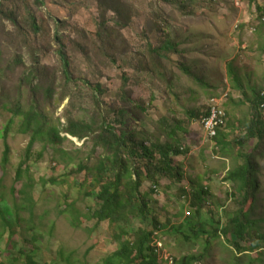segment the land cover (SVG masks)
I'll return each mask as SVG.
<instances>
[{
    "label": "rangeland",
    "instance_id": "1",
    "mask_svg": "<svg viewBox=\"0 0 264 264\" xmlns=\"http://www.w3.org/2000/svg\"><path fill=\"white\" fill-rule=\"evenodd\" d=\"M190 1L186 11L194 15L188 16L163 0H2L0 60L6 62L18 54L22 65L33 66L35 57L40 66L56 73L52 100L45 103L39 94L42 104L38 102L66 141L57 145V149L37 144L28 160L26 149L30 135L20 131L18 122L8 137L11 151L8 163L3 164L1 131L11 115L0 109V211L6 214V221L0 217V264H29L22 251L37 264H104L118 249L108 222L95 231L93 223L87 221L81 222V226L73 225L74 216L87 213L92 204L81 194L78 182L84 180L85 172L79 171V167L96 165L104 152L100 144L94 143L97 132L82 141L65 133L66 109L71 98L60 101L59 86L64 76L60 45L69 62L72 79L69 87L75 94V108L70 110V117L92 124L96 100L98 110L108 115L110 112L105 127L110 123L116 131L122 129L113 119L117 118L115 108L123 105L119 100L123 96L121 88L128 81L130 98L142 100L147 111L143 113L127 105V131L140 133L139 139L164 143L165 138L157 129L166 116L182 123L188 131L181 132V138L184 137L189 152L175 157L184 178L180 182L175 180L178 183L162 179L150 201L151 215L161 225L158 239L175 259L204 253V239L185 241V232L189 231L187 217L193 210L190 200L180 195L182 187L188 188L190 181L206 186L210 192L207 206L213 216L222 220L226 213L243 208L231 195L236 193L235 183L227 179L230 171L242 163L237 159V145L232 143L228 154L220 152L201 118L190 120L187 113L194 111L202 115L213 104L223 105L230 125L227 123L221 132L228 134L229 139L244 133L241 121L247 122L252 117L247 99L252 98L254 91L264 88V22L259 20L257 9V5L264 8V0L256 4L249 0ZM7 13L16 24L5 18ZM30 14L39 18L42 33L35 34L28 27ZM103 23L116 35L114 52L118 64L98 52L101 43H109L106 39L97 41V29ZM18 27L24 30V37L16 36ZM7 34L18 39L12 41ZM57 35L60 43L56 41ZM167 41L178 46L177 51L166 53L168 58L161 63L151 61L149 45L160 47ZM179 63L212 88L200 86V82L182 73ZM230 66L242 80L241 91L234 88L236 76L230 75ZM5 72L7 78L3 82L7 95L12 97L22 70L14 68ZM124 73L129 77L126 81ZM23 91L26 104L28 87H23ZM101 123L99 119L98 124ZM234 127L240 128V132H233ZM256 149L251 153L255 156L259 187L244 210L249 211L253 204L255 211L264 217V148L258 152ZM24 160L27 164L23 166L21 179L16 181ZM151 187V182L146 181L143 190L148 192ZM221 237L211 239L204 259L193 264H231L236 253H232L230 244ZM263 238L258 236L259 240ZM250 258L241 255L235 263L248 264L250 260L252 264H262Z\"/></svg>",
    "mask_w": 264,
    "mask_h": 264
},
{
    "label": "trees",
    "instance_id": "2",
    "mask_svg": "<svg viewBox=\"0 0 264 264\" xmlns=\"http://www.w3.org/2000/svg\"><path fill=\"white\" fill-rule=\"evenodd\" d=\"M39 1L36 0V2ZM163 1L176 6L185 15H194L193 12L186 11V8L191 5L190 0ZM249 1L251 4L256 2V0ZM1 8L2 0H0V10ZM257 9L259 20L264 22V8L257 5ZM5 18L16 24L15 19L9 13ZM27 21L32 32L35 34L43 32V27L38 24L39 18L35 14H30ZM17 31L16 36H25L24 30L20 27L17 28ZM113 31V29L108 28L106 23L100 24L96 33L97 41L103 42L106 39L109 43H101L98 52L100 51L111 63L118 64L119 60L114 52L116 35H113ZM7 36L12 41L18 39L15 35L12 37L7 34ZM56 41L61 42L60 36H56ZM177 48L178 46L176 47L170 41L160 47H154L150 44V60L154 63H161V60L168 58L166 53L176 52ZM59 53L62 56L64 65L63 81L59 86L62 89L60 101L63 102L68 96L71 98L69 107L66 109L68 125L65 133L82 141L97 132L94 143L96 145L100 144L104 152V155L97 160L96 165H80L79 167V171L85 172L84 180L78 182L81 194L89 199L92 204L88 207L87 213L74 216L73 225L81 226V222L87 221L93 223L92 230L95 231L102 223H109V228L118 243V249L114 252V255L106 258L104 264H159L158 254L151 244L154 233L160 231L161 225L158 218L151 215L150 201L152 195L158 191L162 179H171L174 180L173 182L178 183L184 178L182 167L175 162V157L189 152L184 137L181 138V132L186 134L188 131L181 126L182 123L170 119L168 116L163 118L160 121L161 123L159 122L161 125L157 129L159 135L165 138L164 143H160V140L153 143L150 140L146 141L147 139H139L140 133L127 131L125 121L128 113L127 105H131L133 109L143 113L147 111L142 100H132L130 98L127 92L130 89L128 81L121 88L123 96L119 100L123 105L115 108L117 118L113 119L114 122L123 126L122 129L116 131L109 122V125L105 127L104 124L110 119V112L108 115L101 109L98 110L99 102L96 100H94L96 110L92 113V118L95 121L92 124L73 119L69 115L70 110L75 108V94L69 87L72 79L69 72V62L62 45H60ZM179 64L182 73L200 82V86L212 88L202 79L196 77L191 69L183 63ZM21 65L22 61L18 54H15L6 62L0 60V86L2 87L0 91V109L11 115L1 131L4 140L3 164L8 163L11 151L8 137L18 122L20 131L30 135V141L26 149L28 160L37 144H45L56 148L57 145H62L66 141V138L60 135L58 128L49 122V118L41 105L42 103L38 100L39 94L45 103L52 100L55 93L54 77L56 73L50 72L48 67L40 66L35 57L33 58V66ZM14 68H20L22 72L19 75L16 87L13 88V96L11 97L7 95L9 93H7L5 88L7 86L3 81L7 78L5 71ZM144 69L148 70L146 67ZM229 71L231 76H236L232 66H230ZM128 78V75L124 73L123 80L126 81ZM233 79L234 88L241 91L243 87L242 80L238 76ZM23 87H28L26 104ZM150 101H153V96ZM247 102L250 104L252 117L248 116L249 120L247 122L245 119L241 121L240 126H243L244 133L229 139L228 134L221 132V130L217 136L212 138L216 142L217 150L224 154L229 153L228 148L233 145L232 143L237 145V159L241 160L242 163H239L237 167L230 171L227 179L235 183L236 193L233 192L231 195L237 204L243 206V208L234 213H226L224 220H222L221 217L213 216L211 209L207 206L210 192L206 186L196 185V182L190 181V188L182 187L180 195L190 200V207L193 210L187 217L189 231L185 232V241L196 242L204 239V253L199 256L190 254L180 260L175 259V264H193L204 259L205 254L209 251L211 239H220L221 236L226 240V243L230 244L232 253H236L233 255L231 264H237L235 261H239L241 255L251 257L257 263L264 264V238L262 240L258 239L259 235L264 236V230L262 229L264 217L259 215L257 210L255 211L253 204L249 211L244 210V207L248 203L251 204L250 201H253V194L259 186L256 183L255 156L251 152H253L254 147L257 148V152L264 148V88L254 91L252 98L247 99ZM242 104H245V102H242ZM210 111L211 107L207 108L202 115L194 111H188L187 114L190 120L201 118L202 122L209 116ZM99 119L102 121L101 124H98ZM233 132L239 133L240 128L234 127ZM246 147H251L250 151ZM60 150L64 155L66 154L62 149ZM26 164L27 160L21 162L16 181L21 179L23 166ZM175 180H178V182ZM146 181L152 184L148 192L143 190ZM26 193L24 191V194ZM26 205L23 209H26ZM15 210H17L16 206ZM65 212H69V210ZM76 212L78 213V211ZM257 216L261 219L253 220ZM0 217L6 221V214L2 210L0 211ZM257 223L259 227L256 226ZM136 224L139 225L138 228H135ZM255 228H258L259 232H253ZM21 253L25 256L26 263L29 261V264H37L32 256L26 255L24 251ZM253 253L257 257H253ZM115 259H118V261H115ZM248 264H252L250 260Z\"/></svg>",
    "mask_w": 264,
    "mask_h": 264
},
{
    "label": "built area",
    "instance_id": "3",
    "mask_svg": "<svg viewBox=\"0 0 264 264\" xmlns=\"http://www.w3.org/2000/svg\"><path fill=\"white\" fill-rule=\"evenodd\" d=\"M239 1V0H238ZM226 117L225 110L223 109L222 105H215L211 106L210 115L203 120V124H205L209 135L214 136L216 134V129L221 124L224 123V119ZM154 247L157 248V252L162 251L163 243L160 240L154 241Z\"/></svg>",
    "mask_w": 264,
    "mask_h": 264
},
{
    "label": "clouds",
    "instance_id": "4",
    "mask_svg": "<svg viewBox=\"0 0 264 264\" xmlns=\"http://www.w3.org/2000/svg\"><path fill=\"white\" fill-rule=\"evenodd\" d=\"M242 2V0H240ZM256 2H258V0H256ZM256 2L254 4H256ZM237 28V27H236ZM228 97V96H227ZM223 109L225 110L226 113V117L224 119V123L221 124L219 127H217L216 129V134L214 136H217L219 131L223 130L224 128H226L227 123H229V118H228V114H227V110L225 109V106H223ZM210 115V114H209ZM203 122V121H202ZM211 138H213L214 136L209 135ZM258 173V172H257ZM257 175V174H256ZM256 183L258 185L257 182V177H256ZM259 187V186H258ZM253 220H260V217H256ZM257 227H259V224L257 223L256 225ZM161 234V230L157 231L154 233V237L152 240V246L154 247V241L157 239L159 240V235ZM155 248V247H154ZM156 253L158 254V262L159 264H175V258L170 254V252L165 248V245L163 244V249L160 252H157V248H155ZM254 255V254H253Z\"/></svg>",
    "mask_w": 264,
    "mask_h": 264
}]
</instances>
